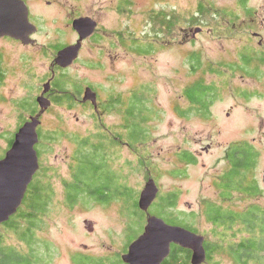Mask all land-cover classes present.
<instances>
[{"label": "rangeland", "instance_id": "374dc122", "mask_svg": "<svg viewBox=\"0 0 264 264\" xmlns=\"http://www.w3.org/2000/svg\"><path fill=\"white\" fill-rule=\"evenodd\" d=\"M25 2L37 27L31 34L35 44L0 39V158L18 127L40 110L36 98L47 81L50 91L62 82L59 86L73 97L57 103L47 94L51 105L38 127L44 138L37 181L50 186V203L37 230L47 243L40 250L51 256L47 264H78L85 256L122 264L118 256L143 231L149 214L173 224L178 223L167 214H192L194 231L211 243L227 245L244 235L231 236L237 227L227 231L213 225L203 206L212 201L236 210L252 204L264 208V0ZM85 16L96 19L107 38L82 41L70 66H56V47L76 42L72 21ZM165 19L172 21L171 28L160 26ZM115 29L116 39L110 34ZM244 45L249 57L241 60ZM193 53L196 58H190ZM196 81L217 90L205 112L184 95ZM88 86L97 93L99 112L91 102H81ZM130 109L137 110L131 119ZM130 131L138 143L127 139ZM85 139L88 148L101 144L95 157L86 153L90 161L83 155L98 165L100 177L91 176L96 165L89 168L83 192L70 204L65 182L72 180L73 155ZM245 144L257 155L242 182H254L259 192L237 189L225 198L219 184L230 168L227 153ZM183 152L193 159H182ZM149 178L158 193L144 212L138 199ZM96 187L100 198L89 192ZM165 196L173 200L166 214L158 207ZM85 220L93 222L92 232ZM0 233L5 243L22 246L11 230L0 226ZM216 262L235 264L225 249L203 264Z\"/></svg>", "mask_w": 264, "mask_h": 264}, {"label": "trees", "instance_id": "16d2710c", "mask_svg": "<svg viewBox=\"0 0 264 264\" xmlns=\"http://www.w3.org/2000/svg\"><path fill=\"white\" fill-rule=\"evenodd\" d=\"M239 1H241V4H245V0ZM192 17H195L194 14ZM164 22L165 23L160 24V26L171 28L172 25L170 23L172 21L170 19H165ZM134 40L138 39L136 38ZM148 43L149 42H145L143 44ZM56 49H58V47H56ZM140 49L145 50L147 48L144 47ZM242 52L243 50L240 53L243 55L241 60H245L246 56L249 57L248 55L245 56ZM191 57L196 58V54H191L190 58ZM196 65L198 66L199 62H197ZM244 69L245 66L242 67V70ZM61 84H55L56 90H49L45 95L48 94L49 96H52L53 100L57 103H61L63 101L71 102L69 100H71L73 97L69 95V91L59 86ZM216 91L217 90L213 85H207L202 81H196L186 88L184 95L191 101L192 105H197V108L205 112L207 111L208 104L212 99L211 97L216 95ZM111 102H113V100H111ZM111 105L112 104H109V106ZM95 110L96 112L100 111L98 102L97 108H95ZM136 111L137 110L130 109L128 110L129 114L126 112V115L129 117V119H131V116H136ZM130 124L131 121H129V124H127V129H129ZM53 133H56V131ZM38 134L39 142L36 144V148L38 155L40 156L42 151L38 150V146L42 144L40 140H43L44 137L39 130ZM135 136V133L130 131L127 135V139L131 143H138V136L134 138ZM12 141L13 138L8 141V147L11 146ZM129 141L128 143H130ZM100 145L101 144L98 142L96 145L90 146L91 148H88L86 139L84 141L82 140L81 143L79 142L78 148L75 150L73 155L75 164L72 166V180L70 182H65L66 200L68 203L73 204L79 199L80 193L83 192V183H85L83 180L89 174L87 173L89 168L93 169V167L96 165L97 171L91 173V176L94 180H99L100 175L98 174V165L85 160H89V153L87 155V152H93L95 157V155L98 153ZM90 149H92V151H89ZM84 154H86L85 156L87 159L83 157ZM256 155L257 153L253 150V148L246 144L245 148L232 146V148L229 149L227 157L230 162V168L226 174L222 176L224 177L223 181H221L219 184L223 192L222 195L225 198H227V196L230 195L233 190L237 189L246 190L249 193L259 192L258 186L254 182H242V177H244L245 172H248L254 168ZM181 157L187 161H191L193 159L190 153L185 152L181 154ZM38 172L39 169L34 175L32 182L29 184L25 197L17 212L13 214L8 221L0 225L11 230L18 238L19 243L22 246L25 245V247L5 243L4 236L0 233V264H47L51 257L48 253H46L44 250H40L39 248L40 246L44 247L46 243L43 239H41V237L38 236L37 230L39 229V223L41 222L42 218L41 216L47 210V207L50 203V186L46 182L41 183L40 181H37ZM234 177H237L238 181H236ZM98 188L99 187L92 188L89 190V192L100 198L101 195ZM170 198L171 199H169V196L162 197L161 202L158 205V207L164 211L165 214L167 212V208H171L173 206L172 197L170 196ZM203 214L207 220L216 227L224 228L227 231L234 230L235 227H237L236 231L233 232L231 236L235 235L237 232H245V234L242 235L238 240L230 242L227 245H223L222 242L211 243L204 240L206 259L203 263L210 261L214 252L225 249L235 264H264L263 207L252 204L247 208L236 210L225 208L223 205L216 204L212 201H205L203 206ZM167 217L171 220H176L178 224H182L190 230L194 231L195 229L192 224V214L181 218L178 216H173L171 213H169L167 214ZM46 249L48 250V248ZM85 257V262L78 259V264H101L99 261H95L93 259V261H91V258L88 256ZM190 258L191 250L181 246H174L162 264H191ZM215 264H217V262Z\"/></svg>", "mask_w": 264, "mask_h": 264}, {"label": "water", "instance_id": "95a60500", "mask_svg": "<svg viewBox=\"0 0 264 264\" xmlns=\"http://www.w3.org/2000/svg\"><path fill=\"white\" fill-rule=\"evenodd\" d=\"M72 26L79 37L76 43L57 51L54 62L61 68H66L75 61L82 41L95 31L97 22L85 16L75 18ZM36 30V25L29 19V8L24 0H0V39L7 36L24 44L34 43L31 34ZM50 88V81H47L42 93L36 98L40 110L18 127L11 146L0 158V225L17 212L39 169L36 149L39 142L38 126L41 124V115L51 105V100L45 95ZM82 101H90L97 108V94L90 86L85 88ZM157 193L158 186L153 178H149L140 193L138 207L146 212ZM84 224L87 230L93 229L92 221L85 220ZM204 240L203 235L193 230L167 223L164 219L149 214L143 231L129 243L127 251L122 254V260L127 264H161L174 243L191 250V264H202L206 259Z\"/></svg>", "mask_w": 264, "mask_h": 264}, {"label": "flooded vegetation", "instance_id": "af4514ba", "mask_svg": "<svg viewBox=\"0 0 264 264\" xmlns=\"http://www.w3.org/2000/svg\"><path fill=\"white\" fill-rule=\"evenodd\" d=\"M25 1V0H24ZM27 4V3H26ZM122 5V4H121ZM28 6V5H27ZM29 8V7H28ZM29 13H30V9H29ZM87 17H89V16H87ZM93 19V18H92ZM96 22H97V20L96 19H94ZM73 22V21H72ZM108 33V32H107ZM107 33H106V31L104 30V29H101V26L100 25H98V22H97V26H96V29H95V31L91 34V35H89L86 39H84V40H87V39H89V40H93V39H96V40H102V39H104V38H107ZM123 33V32H122ZM128 33V35H129V37L131 38V39H133V36H132V34H131V32H127ZM109 34V33H108ZM110 34L112 35L111 37L112 38H117L118 36L117 35H119L118 34V32H117V30L115 29V30H112V31H110ZM252 35L254 36V37H256V38H258V36L261 38V36H260V34L259 33H257V32H253L252 33ZM115 38V39H116ZM259 38V39H260ZM83 40V41H84ZM114 40V39H113ZM76 42H77V40H76ZM76 42H72V43H67V44H64V45H62L61 47H59L58 49H57V51L60 49V48H62V47H64V46H66V45H70V44H74V43H76ZM134 43V42H133ZM35 44V43H34ZM258 44H261V41H259L258 42ZM81 48H82V46H81ZM81 48H80V50H81ZM244 48H245V45H244V47H243V54L245 55V51H244ZM79 53H80V51H79ZM79 55V54H78ZM245 71V70H244ZM97 94V93H96ZM98 97V96H97ZM81 102H83L82 101V99H81ZM85 102H87V101H85ZM90 102V101H89ZM157 197V196H156ZM156 199V198H155ZM154 199V200H155ZM155 203V201H153L152 202V204H154ZM152 204L150 205V206H152ZM149 206V207H150ZM145 212V211H144ZM147 212V211H146ZM149 214V213H148ZM167 223H169V222H167ZM170 224H173V223H170ZM180 225V224H179ZM93 230V229H92ZM92 230L90 231V232H92ZM89 231V230H88ZM174 246H179V245H177V244H174V243H172L171 244V247H170V251L173 249V247ZM127 249H128V246H127V248H125L124 250H123V252H121L120 253V255L118 256V258H119V261L122 263V264H127V263H125L123 260H122V254L123 253H125L126 251H127ZM170 253V252H169ZM169 255V254H168ZM168 255H167V257H168ZM164 261V260H163ZM162 261V262H163ZM162 264V263H161Z\"/></svg>", "mask_w": 264, "mask_h": 264}, {"label": "bare ground", "instance_id": "6f19581e", "mask_svg": "<svg viewBox=\"0 0 264 264\" xmlns=\"http://www.w3.org/2000/svg\"><path fill=\"white\" fill-rule=\"evenodd\" d=\"M140 209V208H139Z\"/></svg>", "mask_w": 264, "mask_h": 264}]
</instances>
